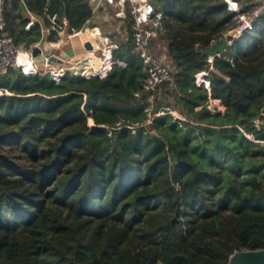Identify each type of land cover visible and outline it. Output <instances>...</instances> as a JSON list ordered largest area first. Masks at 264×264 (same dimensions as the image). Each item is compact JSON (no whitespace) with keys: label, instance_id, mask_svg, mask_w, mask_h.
Masks as SVG:
<instances>
[{"label":"trees","instance_id":"trees-1","mask_svg":"<svg viewBox=\"0 0 264 264\" xmlns=\"http://www.w3.org/2000/svg\"><path fill=\"white\" fill-rule=\"evenodd\" d=\"M152 4L167 28L152 45L163 40L173 69L154 91L142 92L130 9L114 51L127 66L105 79L83 64L0 77V264H229L264 249V144L248 137L264 141V16L210 70L205 50L234 25L226 3ZM9 5L26 48L43 34L25 14L65 17L70 34L95 16L86 0Z\"/></svg>","mask_w":264,"mask_h":264},{"label":"built area","instance_id":"built-area-1","mask_svg":"<svg viewBox=\"0 0 264 264\" xmlns=\"http://www.w3.org/2000/svg\"><path fill=\"white\" fill-rule=\"evenodd\" d=\"M10 0H0V77L7 75L12 69H17L23 72L28 77H33L38 74H52L55 76L61 75L66 69L72 68L77 64H83V75L88 78L99 77L105 79L115 65L126 67L127 63L116 60L114 51L120 48L119 44L111 39L110 36L103 34L99 28H85L74 34H70L68 38L63 35L67 19L59 18L57 14L49 16L50 26L45 27L42 22L33 14H30V22L26 26L27 30L40 23L42 26V39L25 49L19 46L15 37L7 31L5 20V10ZM92 7L93 14L97 15L106 6L113 10L116 18L126 16L128 6L131 7L134 15V32L133 41L135 49L139 57L144 62V71L148 72L145 75L142 92H151L166 82L173 80V70L162 58L156 55L152 48L153 40H156L160 35L167 32L165 25V12L156 10L152 4V0H86ZM226 3L227 9L232 13V22L234 25L225 34L224 38L229 41L230 46L233 44V39L243 36L249 31H253L256 27L258 19L264 16V0H223ZM52 31L57 32L54 39H50ZM99 31L102 35V42L99 46H95L94 32ZM88 35V38L83 41V47L86 50L85 56H79L71 64L64 65L59 68H54L55 61L53 57H58L54 53H47L46 46L52 49H60L65 41L73 37ZM47 36V37H46ZM91 42L92 50L85 47L86 42ZM214 42L213 44H215ZM35 48L41 49V54L44 57V64L41 66L34 55ZM60 58V57H58ZM215 57L208 58L211 65L210 70H214L213 63ZM64 62V61H63ZM208 75V71L197 75L198 83L202 82ZM137 97L140 93L136 94ZM161 112L160 114H163ZM173 114H175L173 112ZM150 123V121H149ZM261 119L255 121L256 126L261 127ZM248 137L256 142L253 135Z\"/></svg>","mask_w":264,"mask_h":264},{"label":"crops","instance_id":"crops-1","mask_svg":"<svg viewBox=\"0 0 264 264\" xmlns=\"http://www.w3.org/2000/svg\"><path fill=\"white\" fill-rule=\"evenodd\" d=\"M8 6L10 7L9 3H8L7 7ZM128 9H130V11L132 13V9H131L130 6H128L127 11H128ZM110 11H112V9H110L109 6H106L103 10H101L97 15L94 16L92 22L89 21V23L87 24L86 28H94L95 27V28H99L100 31L102 32L103 31L102 30V25L100 24L101 21H102V24H103V21L106 22V23L107 22L111 23V24H112V21L113 22L115 21L113 23V24H115L114 27L118 28L116 32H114V29H113V30L110 31L109 35L105 34L103 32L102 33L105 34V35L110 36L113 41L118 43V40L120 38L126 39V37H127V30L125 28V19L127 18V13H126L125 17L118 18L117 21H116V19H113L112 15H110L111 14ZM25 15L29 17L30 14L28 13V14H25ZM36 18H38V17H36ZM111 19H113V20L111 21ZM90 24L93 27H90L91 26ZM69 27H70L69 26V22L67 20L66 29H65V31L63 33L65 38H68L70 36ZM97 32H99V31H97ZM78 37H79V40L76 39ZM78 37H73L72 39H70L68 41H65L60 49H52L50 46H48L51 50L54 51V52L52 51V53L56 54L58 57H60L59 58L60 60L64 61V62H55L54 63L55 66H58V68H59V67H62L64 65L71 64L74 60H77V58L79 57L78 55H80L81 57L85 56L86 50L83 47V41L84 40H83L82 36H78ZM78 48L81 49V52H79V53H78ZM49 53H51V52H49ZM70 61H71V63H70Z\"/></svg>","mask_w":264,"mask_h":264},{"label":"water","instance_id":"water-1","mask_svg":"<svg viewBox=\"0 0 264 264\" xmlns=\"http://www.w3.org/2000/svg\"><path fill=\"white\" fill-rule=\"evenodd\" d=\"M23 5L25 6V3H23ZM229 46V41L226 38H222L218 42L213 44L210 48L206 49L204 53L210 57H216L226 52ZM85 47L88 50L93 49V45L89 41L86 42ZM40 54L41 49L35 48L33 51V55L37 57ZM52 61L63 62V60H60L57 57H53ZM147 74L148 72L145 70L144 75ZM229 264H264V249L255 251H236L233 255H231Z\"/></svg>","mask_w":264,"mask_h":264},{"label":"rangeland","instance_id":"rangeland-1","mask_svg":"<svg viewBox=\"0 0 264 264\" xmlns=\"http://www.w3.org/2000/svg\"><path fill=\"white\" fill-rule=\"evenodd\" d=\"M110 15H112V17H113V19H116V21H117V19L118 18H116L115 16H114V12H113V10L112 11H110ZM113 19H111V21L113 20ZM115 22V21H114ZM113 21H112V24L111 23H106V22H104L103 21V24H102V21H101V25H102V32L103 33H105V34H107L108 32H110L111 30H113L114 29V32H116L117 31V29L118 28H115L114 27V25L115 24H113L114 23ZM90 26V25H89ZM90 27H93L92 25L90 26ZM117 27V26H116ZM82 38H83V40H85V39H87L88 38V35H84V36H82ZM77 40H79V37L78 38H76ZM76 40V41H77ZM79 42V41H78ZM21 46L22 47H24L25 49H27L26 47V45L25 44H21ZM81 47V46H80ZM152 48H153V51L156 53V55L157 56H159V58H162L164 61H166L167 62V64L169 65V59H168V56H167V48H166V45H165V43L163 42V40H159V41H157L154 45H152ZM46 49V51L49 53V52H51L52 53V51L53 50H51L48 46L45 48ZM54 52V51H53ZM79 52H81V49L80 48H78V53ZM78 56H80V55H78ZM36 60H37V62L41 65V66H43V64H44V57L42 56V55H39V56H37V58H36ZM54 66V68H58V66H55V64L53 65ZM2 92V91H1ZM1 95V94H0ZM175 113V115L178 117H181L178 113H176V112H174ZM182 119H183V117H181ZM262 145L264 144V143H261ZM264 162V161H263ZM263 173H264V169H263Z\"/></svg>","mask_w":264,"mask_h":264},{"label":"bare ground","instance_id":"bare-ground-1","mask_svg":"<svg viewBox=\"0 0 264 264\" xmlns=\"http://www.w3.org/2000/svg\"><path fill=\"white\" fill-rule=\"evenodd\" d=\"M93 35H94L93 36L94 37V43H95V46L97 47L102 42L103 35L97 31H95Z\"/></svg>","mask_w":264,"mask_h":264}]
</instances>
